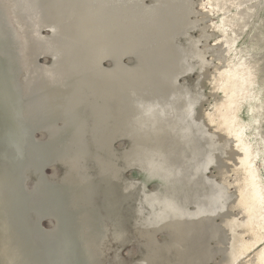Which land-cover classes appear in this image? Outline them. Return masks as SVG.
I'll list each match as a JSON object with an SVG mask.
<instances>
[{"label": "water", "instance_id": "1", "mask_svg": "<svg viewBox=\"0 0 264 264\" xmlns=\"http://www.w3.org/2000/svg\"><path fill=\"white\" fill-rule=\"evenodd\" d=\"M208 75L188 0H0V264H238L263 209Z\"/></svg>", "mask_w": 264, "mask_h": 264}, {"label": "rangeland", "instance_id": "2", "mask_svg": "<svg viewBox=\"0 0 264 264\" xmlns=\"http://www.w3.org/2000/svg\"><path fill=\"white\" fill-rule=\"evenodd\" d=\"M258 1L188 0L209 68L204 106L240 140L263 209L261 226L237 244L238 264H264V0Z\"/></svg>", "mask_w": 264, "mask_h": 264}, {"label": "bare ground", "instance_id": "3", "mask_svg": "<svg viewBox=\"0 0 264 264\" xmlns=\"http://www.w3.org/2000/svg\"><path fill=\"white\" fill-rule=\"evenodd\" d=\"M259 1H260V0H259ZM259 1H258V2H259ZM222 2H223V1H222ZM260 2H261V1H260ZM252 5H253V4H252ZM261 6H262V5H261ZM257 7H258V6H257ZM250 10H251V9H250ZM236 19H237V18H236Z\"/></svg>", "mask_w": 264, "mask_h": 264}]
</instances>
